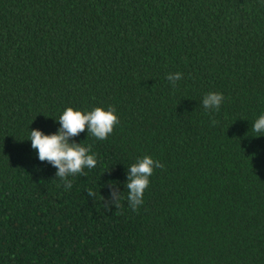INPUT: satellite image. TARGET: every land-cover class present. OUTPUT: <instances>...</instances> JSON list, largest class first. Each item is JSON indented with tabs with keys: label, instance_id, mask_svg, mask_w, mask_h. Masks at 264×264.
Returning a JSON list of instances; mask_svg holds the SVG:
<instances>
[{
	"label": "trees",
	"instance_id": "trees-1",
	"mask_svg": "<svg viewBox=\"0 0 264 264\" xmlns=\"http://www.w3.org/2000/svg\"><path fill=\"white\" fill-rule=\"evenodd\" d=\"M110 106L107 139L70 138L97 166L66 189L30 131ZM261 114L264 0H0V264H264ZM144 156L164 167L133 211Z\"/></svg>",
	"mask_w": 264,
	"mask_h": 264
},
{
	"label": "clouds",
	"instance_id": "clouds-1",
	"mask_svg": "<svg viewBox=\"0 0 264 264\" xmlns=\"http://www.w3.org/2000/svg\"><path fill=\"white\" fill-rule=\"evenodd\" d=\"M182 74L169 73L168 81L172 86L181 80ZM224 97L221 93H209L203 98V107L219 111ZM116 109L109 107L105 111L101 107H96L86 114L79 110H73L68 107L59 117L60 128L54 134L45 135L42 131L33 129L30 131L31 146L38 151V159L43 162L47 161L57 169L56 177L59 178L66 189L72 188L71 176L85 174L84 169H93L97 166L95 154H90L91 145L85 147L82 144L70 142V138L79 136L80 133L87 129L93 137L98 140H105L113 132L114 126L119 123L118 117L114 114ZM215 123V121H213ZM252 131L257 135L254 137L264 136V114H261L252 125ZM164 166L158 161L153 160L151 156H144L127 169L128 190L127 200L133 211H138V206L143 204V196L148 188L154 168H163ZM112 189L111 195L105 202V208L111 211V205L119 207L121 194L114 182L107 185ZM88 197L95 200L97 193L92 189L87 190Z\"/></svg>",
	"mask_w": 264,
	"mask_h": 264
}]
</instances>
